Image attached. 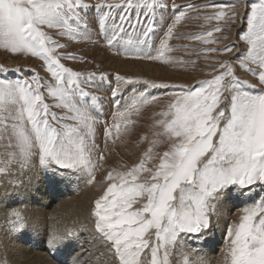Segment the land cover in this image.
<instances>
[{
    "label": "snow or ice",
    "instance_id": "obj_1",
    "mask_svg": "<svg viewBox=\"0 0 264 264\" xmlns=\"http://www.w3.org/2000/svg\"><path fill=\"white\" fill-rule=\"evenodd\" d=\"M207 7L218 9L205 17L217 26L195 39L219 43L215 32L242 24L237 38L246 47L234 42L201 50L232 55L213 61L219 68L196 85L143 82L172 90L158 133L166 137L168 150L154 157L149 147L127 172H108L110 183L90 210L96 244L86 251L89 264H208L188 238L207 231L214 217L222 215L231 189L264 186V0L203 7L170 6V0H101L94 6L86 0H0V50L39 59L52 81L31 69L28 78H0V175L14 177L9 181L13 187L35 169L76 174L91 184L105 159L96 130L104 101L85 90L97 87L96 75L65 66L62 61L80 58L58 51L67 45L54 40L50 30L69 40L102 39L125 58L184 64L168 55L176 50L170 41L179 38L175 30L192 18L190 11ZM220 21L229 27H221ZM5 71L24 69L0 68ZM131 83V78L117 75L115 87L110 86L116 108L113 125L104 124L105 147L112 128L120 127L118 118L127 119L158 99L142 91L121 104L116 99L120 86ZM48 98L52 104L45 102ZM157 158L159 162L149 166ZM0 213V234L5 237L14 238L27 227L20 211L5 207ZM77 234L74 228L54 231L48 244L58 247ZM226 238L227 264H264V199L242 209ZM80 259L84 257L76 264ZM0 264H8L7 257L0 258Z\"/></svg>",
    "mask_w": 264,
    "mask_h": 264
},
{
    "label": "rangeland",
    "instance_id": "obj_2",
    "mask_svg": "<svg viewBox=\"0 0 264 264\" xmlns=\"http://www.w3.org/2000/svg\"><path fill=\"white\" fill-rule=\"evenodd\" d=\"M86 2L94 6L97 3H100L101 0H86ZM108 2L118 4L120 3V0H108ZM171 2H174L178 5H188L195 3L198 6L203 7L204 5H213L217 3H233L234 0H170V6ZM237 7H241V5H237ZM217 10L218 9L213 7H207L203 8V10L200 12L190 11L188 15L192 18L185 19L175 30L179 34V38H173L170 41V44L173 45L176 50L168 53V55L174 60L185 61L186 63L184 64L174 63L169 65L149 60H135L131 58H125L123 54L117 55L116 52L110 49L106 42L102 39L97 38L96 43L83 39L69 40L67 37L58 36L55 30L49 31V35H51L54 40L67 45L65 49H59L58 51L64 52L66 54H72L80 58L75 61H62L65 66L70 67L75 71H79L85 76L95 73V83L97 87H88L85 90L99 96L104 101L103 117L100 121V124L97 125L96 130L97 142L100 144V147L103 150L105 159L101 162V166L96 169L95 180L93 181V183L88 184L85 182V179L83 177L75 174V179L80 181V183H78L77 185L78 189L74 190L72 194H69L67 202L77 201L79 203L86 204V206L89 207V210H91L95 199L103 195L108 184L110 183L106 179L109 171H113L114 174L127 172L132 166L139 163L140 158L144 155L149 147L153 148L154 157H156L157 153L162 155L163 151L168 150L166 137H162L158 135V133L163 131L162 127L159 124V121L165 119V117L161 115V113L167 110V105L173 99L170 94L172 90L149 88L143 82L152 81L157 84L165 83L193 86L201 80L211 79V77L208 76L207 73L213 71V69L219 68V65L214 64L213 61L226 60L229 59L232 55L231 53L216 55L215 53H208L201 50L208 48L220 49L225 45H229L234 42H237L241 49L245 48L246 46L243 44V42L238 41L237 38V32L241 29V27H243L242 24L232 25L231 31L225 30L222 32H215L213 34L214 38L219 40V43L205 44L202 41L195 39V37L205 34L210 29L217 26V21H209L205 19V17L212 15ZM117 11L118 10L114 9V12ZM196 17L200 18L197 19ZM96 18L98 19V16ZM157 19H159V15ZM219 23L220 26L224 27L225 29L229 27L228 25H225L223 21H220ZM93 31H95L94 27ZM224 37H228V39H224ZM121 52H123V48H121ZM124 66L125 68H123ZM145 67L150 69V72L148 74H146V72L144 74ZM0 68L7 70L17 68L24 69V72H0V78L7 77L8 79H18L21 76L28 78L26 75L28 70L31 69L33 72L39 74V76L43 77L45 80L52 82L51 77L45 71H43V62L30 56H12L7 52H4L3 50H0ZM129 68H133L134 70H136L137 74L133 73V71ZM117 75L123 76L125 78H131L134 81V83L122 84L120 86V92L116 99L119 100L121 104L129 101L133 96L142 91H146L149 94L156 95L158 99L156 101H152L149 105L141 107L138 113L134 112L127 119L118 118L117 122L119 123L120 127L119 129L115 127L112 128V135L107 139V144L105 147V138L103 135L104 124L106 122L110 126L113 125V115L116 108V106L112 103L113 97L111 95L110 86L115 87V77ZM239 75H241L245 79H248L250 82H254V78L249 76L245 72H240ZM101 76H105L107 79L101 81ZM253 91H258V89ZM45 102L49 104L53 103L51 98L46 99ZM52 111H55L58 114L61 112L60 109L56 108H53ZM69 123L71 122L69 121ZM153 141H156L157 143L153 145ZM158 162L159 161L157 158L150 162L149 166H152L153 163ZM34 171L37 172V175L49 172V170L42 172L43 169H35ZM13 179L14 177L0 175L1 194L3 193L1 191V188L4 186V182H6L8 185H11L9 181ZM115 182L119 183V179H117ZM17 186H19V184L15 187ZM260 187L264 188V186H259L258 188ZM84 192H86V194L81 196ZM255 193V195L257 196L254 195L255 197L253 198V201L249 203V206L256 202L258 199H264L263 190L259 189L255 191ZM52 206L54 207V205ZM53 207L48 208L52 214L55 212ZM238 210L239 209L234 210L233 212L231 211V219H229L227 222L228 226L225 228L223 240L222 242L217 243L219 249L215 254L216 256L213 259V264H227L226 248L228 240L226 238V231L230 224L236 221L238 216L242 213V209L240 211ZM71 212V209H69L64 214L66 215L65 224L68 225L65 226V228H74V226L76 225L75 228L78 230V235L69 240H66L58 247H50L48 244L50 234L54 231L60 230L61 228H52L53 230H49L47 228L45 229L46 231L41 230L42 232H45V234L41 233V231L37 233L38 235L42 236H40V239L37 240L36 244H33L32 241L25 239V247L29 250H33L34 255L36 254V252L39 255L42 254L41 256L45 261L48 259V262H46L48 264H76V260L79 256L84 257V259L79 260V264H89V258L86 255V251H93L94 249V245L96 244V241L94 240V233H89L90 229L87 223H78L79 221L74 216V213ZM57 214H59V212ZM93 219L94 218H92V220ZM77 223L79 224V226L77 225ZM29 226L30 225L25 228V236H29L32 232H34L33 229ZM20 233H18L17 235H19ZM200 235L201 234L195 237H189L188 243L191 238H194L198 241ZM223 241L224 244H222ZM44 255L46 257H44Z\"/></svg>",
    "mask_w": 264,
    "mask_h": 264
},
{
    "label": "bare ground",
    "instance_id": "obj_3",
    "mask_svg": "<svg viewBox=\"0 0 264 264\" xmlns=\"http://www.w3.org/2000/svg\"><path fill=\"white\" fill-rule=\"evenodd\" d=\"M123 68H125V66ZM129 69L132 70L133 73L137 74V71L133 68ZM144 70V74L145 72L146 74L150 72L149 68L145 67ZM44 171L47 170H43L42 172ZM21 180L22 183L17 187H12L4 182V186L1 188L3 193H0V208L10 207L14 210L20 211L23 215H25L23 217L27 221V226L30 225L29 227H31L34 232H32L29 236H25L24 230L14 238L5 237L3 234H0V258L7 257L9 264H48L46 263L48 262V259L45 261L41 256L42 254L39 255L36 252L34 255L33 250L27 249L24 241L25 239H28L29 241H32L33 244H36L37 240H39L40 236H42L37 234L41 230L44 231L47 228L51 230L56 227L61 228L59 231L66 229L65 226L68 225L65 224L66 215L64 214L69 209H71L74 213V216L79 221L78 223H87L90 229V232H88L94 233L93 220L89 214V207L86 206V204L79 203L77 201L67 202L69 194H72L74 190H77V185L80 183V181L75 179V174L65 175L63 171L49 170L48 173L37 175V172L33 170L30 173H26ZM259 189L264 191V188L262 187H253L250 191L233 188L231 190L230 197L227 198V201L221 208L222 215L214 217L212 226L207 231L201 233L198 241L191 238L189 244L193 248L202 250V254L208 264H213V259L219 249L217 243H220L223 240L225 228L228 226L227 222L231 219V211L233 212L237 209L240 211L245 206H249V203H251L253 198L257 196L255 195V191ZM85 194L86 192H84L81 196ZM52 205H54V207ZM51 207H53L55 211L53 214L48 209ZM58 212L59 214H57ZM0 215H2V213H0ZM78 223L77 225L79 226ZM41 233L45 234V232L42 231ZM222 244H224V241ZM193 255H195V253ZM44 257L46 256L44 255Z\"/></svg>",
    "mask_w": 264,
    "mask_h": 264
}]
</instances>
